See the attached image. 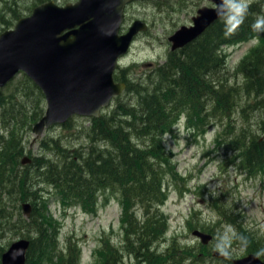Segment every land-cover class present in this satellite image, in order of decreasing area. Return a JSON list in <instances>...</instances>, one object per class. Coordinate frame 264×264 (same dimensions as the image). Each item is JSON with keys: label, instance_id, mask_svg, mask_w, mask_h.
<instances>
[{"label": "trees", "instance_id": "trees-1", "mask_svg": "<svg viewBox=\"0 0 264 264\" xmlns=\"http://www.w3.org/2000/svg\"><path fill=\"white\" fill-rule=\"evenodd\" d=\"M44 1L47 0H33L31 9ZM262 4L252 3L248 19L234 35L226 37L223 22L217 19L196 39L170 51L167 60L144 77H132L127 68L118 67L114 79L125 84L123 93L115 96L114 105L104 108L98 117H87L89 126L78 131L90 144L69 149L58 139L50 140L47 145L53 157L32 158L26 170L16 167L23 157L26 132L44 114V95L22 73L0 89V111L5 116L0 119L4 128L0 133V237L4 231L19 230L24 224L33 227L36 237H30L28 232L23 237L30 241L25 264H36L35 255L42 261L41 248H49L52 237H56L55 228L53 232L47 228L50 218L46 216V200L37 193L38 179L31 177L32 168L39 180L53 187L52 193L64 205H81L86 213L95 212L99 197L103 201L110 195L116 197L122 211L124 243L118 246L102 239L96 248L97 254L106 255L102 264H124L121 248L133 256L134 262L129 264L163 262L161 253L153 247L164 238L167 228L161 210L167 197L163 182L166 177H177L163 137L174 132L182 115L188 118L187 126L197 133L204 132L205 126L219 125L218 145L235 152L230 163L248 176L264 174V33L251 28L256 15L264 14ZM11 10V20H4L0 31L30 13L21 8ZM251 40L256 41L230 69L223 49ZM72 118L61 126L70 127ZM16 181L22 185L19 192L14 190ZM3 196L10 198L11 210L9 204L2 203ZM28 200L33 212L23 219L20 202ZM213 206L227 224L236 225L239 242L246 244L248 240L254 245L252 253L264 261V239L253 243L254 234L251 237V232H245L236 222L240 214L219 206L216 199ZM138 208L141 216L137 215ZM15 231L13 234L18 232ZM173 243L175 249L179 244L175 240ZM4 249L0 244V256ZM73 250L69 246L68 252ZM181 258L174 256L172 264H185ZM220 259L223 264H231L228 254ZM58 264L77 261L60 260Z\"/></svg>", "mask_w": 264, "mask_h": 264}, {"label": "rangeland", "instance_id": "rangeland-1", "mask_svg": "<svg viewBox=\"0 0 264 264\" xmlns=\"http://www.w3.org/2000/svg\"><path fill=\"white\" fill-rule=\"evenodd\" d=\"M54 1L64 5L76 0ZM259 1L263 3L262 9H264V0H253V2ZM32 2L33 0H0V30L5 26L4 20H11L12 10H9L12 7L15 10L21 8L29 13L33 6ZM202 6H212V3L208 0H132L129 2L125 9L124 31L136 19L143 20L147 29L134 35L130 48L120 58L118 67L127 68L132 72V77H144L151 73L154 67L167 60L171 51L168 37L181 25H189L191 17ZM8 28L10 26L6 29ZM255 41L230 45L223 49L230 69L235 67ZM113 103L111 104L114 105ZM4 117L0 111V119ZM71 121L70 127L63 128L60 124L52 125L43 130L37 138L32 129L28 130L23 140V155L29 159V162L22 164L19 159L20 166L16 169L26 170L32 163L31 159L41 155H46L47 158L53 157L51 146L47 145L50 140L52 142L58 139L60 144L69 149L90 144L84 134L78 132L83 127L85 129L89 126L87 117L77 115ZM176 123L174 132L163 137L167 155L171 156L177 177H166L163 182L167 197L161 210L166 217L167 228L164 238L153 245L163 259H161L163 262L159 264H165L164 260L168 259L171 260L166 264H172L174 256L177 259L182 257L181 260L185 264H223V259L212 256L213 250L228 254L230 258H240L252 253L254 245L248 243V240L246 244L240 243V232L236 225L227 224L213 204L216 199L219 206L240 214L236 222L242 225V230L251 232L249 234L251 237L254 234L253 243L264 239V175L248 176L244 171L239 172L237 166L230 163L235 152H228L218 145L220 139H217L216 134L220 130L219 125L205 126L204 132L197 133L196 129L187 126L188 118L184 115ZM3 131V124L0 121V133ZM31 170H33L31 177L38 179V184L35 185L37 193L42 200H46L45 210L48 212L46 216L50 218V221H47V228H50L51 232L54 228L56 231V237H52L49 242L51 246L47 249L41 248L42 261H39V255H35L36 264H58L60 260H76L77 264H102L106 260V255L97 254L96 251V248L102 244V239H108L118 246L124 243L120 222L122 211L115 196L110 195L106 201L99 197L95 212L85 213L81 205H64L59 197L52 193V191L55 192L53 187L46 184L44 180H39L35 170L33 168ZM15 186L16 192L21 191L20 182L16 181ZM18 195L19 193L13 197L16 198ZM9 201L10 198L3 196L2 203L9 204L8 209L11 210L13 204ZM28 202L32 206L29 200ZM38 209H40L39 206ZM20 212L23 219L28 218L23 214L22 208ZM32 212L33 206L30 215ZM137 215H142L140 208L137 209ZM194 230L212 234L213 239L203 244L197 236L192 234ZM14 231H4L3 236L0 237V244L5 249L12 241L25 237L24 233L28 232L30 237L37 235L33 227L28 224L16 230L17 234H13ZM174 240L179 244L175 249L174 246L172 247ZM38 243L37 238L36 244ZM69 246L75 248V251L69 253ZM121 249L124 264L134 262L133 256L126 254L123 248ZM119 263L122 264V261Z\"/></svg>", "mask_w": 264, "mask_h": 264}, {"label": "water", "instance_id": "water-1", "mask_svg": "<svg viewBox=\"0 0 264 264\" xmlns=\"http://www.w3.org/2000/svg\"><path fill=\"white\" fill-rule=\"evenodd\" d=\"M132 0H76L60 5L48 0L34 6L9 29L0 32V89L19 73H24L42 91L46 108L32 126L35 138L43 130L66 122L71 116L98 117L114 96L125 88L114 80L119 59L125 55L134 35L147 29L136 19L122 30L124 9ZM212 6H202L169 37L171 50L182 48L218 19ZM35 140V139H34ZM22 164L29 162L23 157ZM30 216L31 204H21ZM203 244L212 235L194 230ZM30 241L20 238L9 244L0 256V264H25ZM212 255L226 254L213 250ZM232 264H264L255 253L233 258Z\"/></svg>", "mask_w": 264, "mask_h": 264}, {"label": "clouds", "instance_id": "clouds-1", "mask_svg": "<svg viewBox=\"0 0 264 264\" xmlns=\"http://www.w3.org/2000/svg\"><path fill=\"white\" fill-rule=\"evenodd\" d=\"M253 0H215L214 11L223 22L226 37L234 35L250 14ZM251 28L256 33H264V14L256 15Z\"/></svg>", "mask_w": 264, "mask_h": 264}, {"label": "flooded vegetation", "instance_id": "flooded-vegetation-1", "mask_svg": "<svg viewBox=\"0 0 264 264\" xmlns=\"http://www.w3.org/2000/svg\"><path fill=\"white\" fill-rule=\"evenodd\" d=\"M126 7H127V5H126ZM126 7H125V9H126ZM125 9H124V20H125ZM124 20H123V24H122V30H123V31H124V29H123V26H124ZM130 25H131V24H130ZM130 25H128V26L126 27V29H125L126 31H127V29L129 28ZM124 32H125V31H124ZM132 40H133V39H132ZM23 157H24V155H23ZM23 157H22V158H23ZM22 158H21V159H22ZM30 162H31V160H30ZM21 163H22V162H21ZM231 259H232V258H230L229 260L231 261Z\"/></svg>", "mask_w": 264, "mask_h": 264}]
</instances>
